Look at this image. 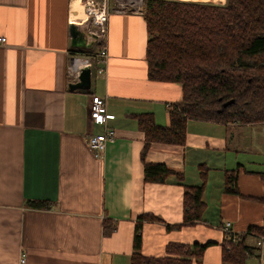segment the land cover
I'll return each mask as SVG.
<instances>
[{"label": "crops", "instance_id": "1", "mask_svg": "<svg viewBox=\"0 0 264 264\" xmlns=\"http://www.w3.org/2000/svg\"><path fill=\"white\" fill-rule=\"evenodd\" d=\"M71 2L0 0V264H130L142 214L160 218L143 223V254L163 256L169 242H213L194 264H222L225 222L236 233L264 227V123L190 119L185 144L153 143L146 154L147 162L182 172L184 183L145 181L136 114L151 112L168 125V103L181 100L182 87L148 78L143 11L114 8L106 72L90 90L70 88L71 56L94 53L71 45L70 23L85 18ZM93 94L105 98L107 126L116 131L102 157L88 145L105 129L90 116ZM202 169V220L185 224L184 184L200 185ZM233 169L236 194L225 191ZM107 218L117 224L109 236ZM251 257L248 264H264L258 252Z\"/></svg>", "mask_w": 264, "mask_h": 264}, {"label": "trees", "instance_id": "2", "mask_svg": "<svg viewBox=\"0 0 264 264\" xmlns=\"http://www.w3.org/2000/svg\"><path fill=\"white\" fill-rule=\"evenodd\" d=\"M144 18L150 34L147 43L148 78L178 83L182 98L169 107V124L157 123L154 114H136L145 135L142 151L145 181L165 182L174 176L184 183L182 172L163 163L146 161L153 143L183 145L188 120L240 125L264 123V0H227L225 4L194 0H145ZM77 52L88 50L75 48ZM235 102L223 109L224 102ZM200 185H185L184 223L202 220L207 170H201ZM264 178V172H261ZM225 191L239 193L237 169L225 173ZM264 203V196L261 197ZM34 208H50L47 200H28ZM160 220L153 214L139 216L135 228L130 264H194L201 261L213 242L192 244L169 242L163 256L143 254L144 221ZM104 234L117 228L104 220ZM264 227L253 225L235 234L236 242L225 239L222 264H246L257 253L251 243Z\"/></svg>", "mask_w": 264, "mask_h": 264}, {"label": "built area", "instance_id": "3", "mask_svg": "<svg viewBox=\"0 0 264 264\" xmlns=\"http://www.w3.org/2000/svg\"><path fill=\"white\" fill-rule=\"evenodd\" d=\"M144 0H126L125 2H118V6L111 7L110 0H85V18L88 22L87 28L91 33L98 36L95 43L99 45L98 50L93 54L86 55H73L68 66V74L72 78V82L79 80V76L82 70L86 67H90L92 71V78L96 75L104 74L107 69V63L109 58V52L106 45V37L108 33V23L111 11L115 9H126L127 6L131 5L140 8L138 11H143ZM144 12V11H143ZM84 20L82 22H84ZM80 22V23H82ZM76 23V22H75ZM6 37H1L0 41L5 42ZM172 104L168 103V107ZM90 116L94 122L101 123L105 126L102 133L92 134L88 138V145L94 152L96 157H102L107 148L109 141L114 140L116 137V131L112 127L107 126V121L111 118L107 112L106 100L103 96L93 94L90 101ZM225 232V239L236 242L238 240L237 234L232 228V223L227 221L223 225ZM255 246L257 252L261 257H264V234H259L255 239ZM22 263L25 262V258L21 259Z\"/></svg>", "mask_w": 264, "mask_h": 264}, {"label": "water", "instance_id": "4", "mask_svg": "<svg viewBox=\"0 0 264 264\" xmlns=\"http://www.w3.org/2000/svg\"><path fill=\"white\" fill-rule=\"evenodd\" d=\"M70 36L71 45L74 48L89 49L94 46L95 40L98 36L94 33L89 32L85 28H82L77 23H70ZM92 86V71L90 67H86L82 70L79 80L72 82L70 88L90 90ZM235 100H229L223 103L222 108L225 109L229 105L233 104Z\"/></svg>", "mask_w": 264, "mask_h": 264}, {"label": "rangeland", "instance_id": "5", "mask_svg": "<svg viewBox=\"0 0 264 264\" xmlns=\"http://www.w3.org/2000/svg\"><path fill=\"white\" fill-rule=\"evenodd\" d=\"M125 2L126 0H110V4H111V7L113 6H118V2ZM194 1H200V2H204V3H214V4H225L227 2V0H194ZM84 2L85 0H82V3H83V6H82V10H83V13H84V17H85V7H84ZM143 8H145V0H144V4H143ZM126 9H129V10H139L140 8H137V7H134V6H127ZM144 11V9H141ZM83 17V18H84ZM77 24H80L81 26H84V27H88L90 26V24L88 25V22L84 20V22L82 23H78L76 22ZM99 48V45L94 43V53L96 52V50ZM100 75H96L95 77L92 78V84H93V87L94 88V85L100 81V78H99ZM251 260H254L252 257H249V259L247 260V264L251 261Z\"/></svg>", "mask_w": 264, "mask_h": 264}, {"label": "bare ground", "instance_id": "6", "mask_svg": "<svg viewBox=\"0 0 264 264\" xmlns=\"http://www.w3.org/2000/svg\"><path fill=\"white\" fill-rule=\"evenodd\" d=\"M71 6L73 7H81L83 6L82 0H72ZM83 13V10H82ZM84 14V13H83Z\"/></svg>", "mask_w": 264, "mask_h": 264}]
</instances>
